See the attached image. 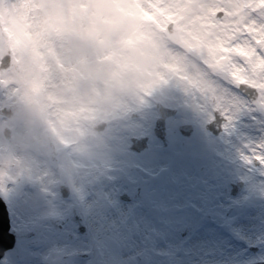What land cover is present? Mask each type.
<instances>
[{
	"label": "clouds",
	"instance_id": "9594fccd",
	"mask_svg": "<svg viewBox=\"0 0 264 264\" xmlns=\"http://www.w3.org/2000/svg\"><path fill=\"white\" fill-rule=\"evenodd\" d=\"M202 3L0 0V186L92 172L116 124L171 87L193 96L189 50L216 44Z\"/></svg>",
	"mask_w": 264,
	"mask_h": 264
},
{
	"label": "rangeland",
	"instance_id": "374dc122",
	"mask_svg": "<svg viewBox=\"0 0 264 264\" xmlns=\"http://www.w3.org/2000/svg\"><path fill=\"white\" fill-rule=\"evenodd\" d=\"M160 103L178 108L179 116L173 126L181 122L193 125L192 135L181 138L180 141H176V132L169 129L170 146L164 157L174 155L180 164L191 162L194 170L205 168L203 145L207 138L216 142L213 148H218L219 142L223 141L230 149L237 140L258 143V139L263 137L257 135L256 140L252 135L248 137L246 131L250 125L264 126V114L259 112L238 114L232 126L227 129L224 122L223 133L216 139L205 130V123L211 118L209 109L203 106V101L199 98L185 94L179 87H171L167 97ZM150 106L154 104L145 107ZM145 110L153 115L151 109ZM131 122L134 123L128 117L111 130L128 128L129 135L148 133L147 128L139 131ZM150 144L155 142L151 139ZM238 151L247 154V149L238 148ZM111 154L110 152L104 163L111 160ZM145 155L146 159L154 157L152 152ZM59 178L61 177L53 170L48 179L55 185ZM91 179L89 173L79 175L76 185H90ZM65 183L69 185L68 182ZM104 183L108 186L107 182ZM45 190L44 184L31 179L8 181L0 186V191L9 202L11 211H14L16 220L22 225L16 233L14 247L0 259V264H250L264 259L261 255L244 251L242 253L241 250H238L241 252L240 256L232 258L228 255L231 246L226 241L222 244L223 249L219 251V241L214 235L216 230L213 226L208 229L202 223H194L189 227L185 217L182 214L175 215L176 212L169 209L168 204H163L164 208L154 215V220L149 216L144 223H137L138 221L120 219L123 213L131 211L129 209L109 210L104 204V207L96 209H78L74 205V198L78 194L70 191V195L63 199L53 189L49 193ZM147 209L152 212L149 206ZM77 215L85 225L83 233L77 231L74 221ZM233 215L235 214L232 210L231 217ZM203 227L204 230H200ZM181 233L187 234L180 236ZM197 245L201 247L200 250L192 249ZM203 251L211 255V263L198 258V252Z\"/></svg>",
	"mask_w": 264,
	"mask_h": 264
},
{
	"label": "flooded vegetation",
	"instance_id": "af4514ba",
	"mask_svg": "<svg viewBox=\"0 0 264 264\" xmlns=\"http://www.w3.org/2000/svg\"><path fill=\"white\" fill-rule=\"evenodd\" d=\"M142 109L144 110L131 114L129 119L134 121L131 125L137 127L139 131L147 128L148 133L129 135L128 128L111 130L113 135L111 160L89 172L92 178L90 185L77 186L79 176L70 180L59 178L55 185L47 179L44 183L45 192L49 193L53 189L61 197V188H68V195L70 191L78 194L74 198L76 208L96 209L106 205L109 210L129 209L131 211L123 213L120 219L138 221L137 223H144L149 216L154 220V215L164 208L163 204H168V208L176 212L175 215L182 214L185 217L189 227L194 223H202L208 229L213 226L216 230L214 235L219 241V244L217 243L219 251L223 249L222 244L224 245L223 242L226 241L232 247H229L231 251L228 254L232 258L241 255L238 250L264 258V165L255 160L249 164L243 159L238 148L246 149L244 147L246 142L235 138L237 143L229 149L224 145L225 142L220 140V146L213 148L216 142L207 138L203 145L205 168L194 170L191 162L180 164L174 155L164 157L170 146L169 129L172 128L176 132V141L186 138L180 126L190 123L181 122L173 126V122L179 116L178 108L173 116L165 120L168 142L166 146L153 133L159 116L158 109L156 106ZM145 109H151L153 115ZM262 129L264 126L250 125L246 129L247 135L254 138L263 135L258 140H264ZM208 133L217 139L223 133V128L218 136ZM143 136H148L145 148L142 150L132 148V139ZM151 139L155 144H150ZM223 140L226 141L225 138ZM150 152L154 155L153 159H146L145 154ZM104 182H107L108 186ZM0 197L6 206L9 231L16 241V233L22 225H19L14 211H11L9 202L1 191ZM148 206L152 212L148 211ZM232 210L235 215L231 217ZM200 230H204V227ZM186 234L181 233L180 236Z\"/></svg>",
	"mask_w": 264,
	"mask_h": 264
},
{
	"label": "snow or ice",
	"instance_id": "6c2138e0",
	"mask_svg": "<svg viewBox=\"0 0 264 264\" xmlns=\"http://www.w3.org/2000/svg\"><path fill=\"white\" fill-rule=\"evenodd\" d=\"M196 19L215 31L216 44L189 50L185 71L193 97L212 99L210 118L218 113L226 129L238 114H264V0H203ZM244 147L243 159L264 164V140Z\"/></svg>",
	"mask_w": 264,
	"mask_h": 264
},
{
	"label": "water",
	"instance_id": "95a60500",
	"mask_svg": "<svg viewBox=\"0 0 264 264\" xmlns=\"http://www.w3.org/2000/svg\"><path fill=\"white\" fill-rule=\"evenodd\" d=\"M156 107L159 111V117L156 119L153 133L154 136L160 139L163 142V145H167L166 132H165V120L169 116L175 113L174 109H169L167 107L162 106L160 103H156ZM224 119L219 116L218 113L214 114V118L206 125V129L210 131L213 135H218L222 129V122ZM180 130L183 135L189 136L192 132V129L188 125L180 126ZM148 137L141 138H133L132 139V148L136 150H142L146 146V141ZM61 195L63 198L67 197L68 189L61 188ZM74 221L78 224V232L83 233L85 230V226L78 222V218L75 217ZM14 236L9 232V223L7 218L6 207L4 201L0 198V258L4 256V253L14 246ZM251 264H264V262H255Z\"/></svg>",
	"mask_w": 264,
	"mask_h": 264
},
{
	"label": "bare ground",
	"instance_id": "6f19581e",
	"mask_svg": "<svg viewBox=\"0 0 264 264\" xmlns=\"http://www.w3.org/2000/svg\"><path fill=\"white\" fill-rule=\"evenodd\" d=\"M192 249H194L195 251H197L198 249L200 250L201 249V247H199V245H197V246H193L192 247ZM199 253V255H198V258H201V259H204V261H206V262H212V258H211V255L208 253H204V251H203V253H200V252H198Z\"/></svg>",
	"mask_w": 264,
	"mask_h": 264
}]
</instances>
